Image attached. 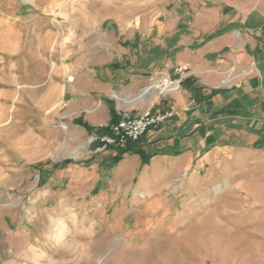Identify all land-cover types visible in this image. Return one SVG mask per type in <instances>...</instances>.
<instances>
[{
	"label": "rangeland",
	"instance_id": "obj_1",
	"mask_svg": "<svg viewBox=\"0 0 264 264\" xmlns=\"http://www.w3.org/2000/svg\"><path fill=\"white\" fill-rule=\"evenodd\" d=\"M189 1L0 0V264H262L264 207L247 190L263 177H175L147 194L138 167L119 171L131 152L106 165L121 147L94 140L105 126L84 129L46 98L92 45L128 51L144 34L159 57L155 42L187 36L203 9Z\"/></svg>",
	"mask_w": 264,
	"mask_h": 264
},
{
	"label": "crops",
	"instance_id": "obj_2",
	"mask_svg": "<svg viewBox=\"0 0 264 264\" xmlns=\"http://www.w3.org/2000/svg\"><path fill=\"white\" fill-rule=\"evenodd\" d=\"M199 1L203 9L191 19L187 36L173 32L170 45L155 42L159 57L149 59L144 34L132 42L133 57L130 49L101 54L100 43L92 45L73 79L67 75L56 97L48 92L46 98L71 107L64 116L84 129L86 124L108 130L123 116L148 108L163 112L172 104L174 114L132 143L119 171L133 177L138 167V189L147 194L175 177H263L246 187L264 207V0ZM177 65L187 70L176 74ZM157 76L178 79L179 86L168 96L157 95L149 87ZM108 93L125 96L126 103L113 104ZM231 164L234 171L217 169Z\"/></svg>",
	"mask_w": 264,
	"mask_h": 264
},
{
	"label": "built area",
	"instance_id": "obj_3",
	"mask_svg": "<svg viewBox=\"0 0 264 264\" xmlns=\"http://www.w3.org/2000/svg\"><path fill=\"white\" fill-rule=\"evenodd\" d=\"M185 70H187V66L185 65H177L173 68V72L176 74H180ZM179 83L180 80L178 79L171 80L166 77L159 83L162 87L154 90H157L159 94H168L169 89L178 87ZM155 84L158 83L154 81L149 87ZM174 112V107L170 104L163 112H152L151 109L148 108L143 110V112L136 117L123 116L116 123L110 125L107 132L94 137V140L98 141L102 148L106 146L124 147L128 143L137 142L149 129L159 127L166 119L170 118Z\"/></svg>",
	"mask_w": 264,
	"mask_h": 264
},
{
	"label": "trees",
	"instance_id": "obj_4",
	"mask_svg": "<svg viewBox=\"0 0 264 264\" xmlns=\"http://www.w3.org/2000/svg\"><path fill=\"white\" fill-rule=\"evenodd\" d=\"M107 131H108L107 130V127H105L103 129H101V132H99V133H102V132L105 133ZM132 151H133L132 143H128L126 146L121 147V148H118L117 153L109 158V160L106 163V165L108 167H111L113 164H115L120 159V157H121V155L123 153H125V152H132ZM148 158H149V156L143 158V161L147 162ZM40 176H41V174H40ZM39 179H41V183H43V182L46 181V179H44V177H39Z\"/></svg>",
	"mask_w": 264,
	"mask_h": 264
},
{
	"label": "bare ground",
	"instance_id": "obj_5",
	"mask_svg": "<svg viewBox=\"0 0 264 264\" xmlns=\"http://www.w3.org/2000/svg\"><path fill=\"white\" fill-rule=\"evenodd\" d=\"M155 87H156V85L151 86V88H155Z\"/></svg>",
	"mask_w": 264,
	"mask_h": 264
}]
</instances>
